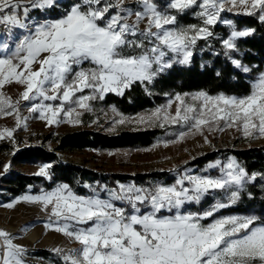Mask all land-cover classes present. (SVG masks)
I'll list each match as a JSON object with an SVG mask.
<instances>
[{
    "label": "snow or ice",
    "instance_id": "1",
    "mask_svg": "<svg viewBox=\"0 0 264 264\" xmlns=\"http://www.w3.org/2000/svg\"><path fill=\"white\" fill-rule=\"evenodd\" d=\"M234 9L237 14H259L264 21V0H169L164 9L155 0H136L134 7L125 0H73L70 5L61 0H0V116L15 114L17 128H26L29 117L21 116L19 108L23 100L48 126H77L83 122L80 110H93L90 101L108 93L122 96L134 84L147 90L173 64H190L197 42L213 37L218 23L232 29L222 41L225 55L238 51L236 40L255 30H237L222 17ZM169 10L192 11L201 24L182 26ZM232 63L251 71L238 59ZM13 82L24 86L15 103L2 92ZM112 112L114 125L134 121L186 129L173 134L177 139L165 147L197 133L210 143L205 131L225 128H235L245 138H264V73L246 96L176 94L165 106L135 118L114 107ZM14 131L4 128L0 140L14 141ZM50 167L43 165L37 174L50 178ZM209 169H218L220 175L185 171L171 185H119L105 189L107 199L94 188V195H77L67 184L21 199L46 211L51 205L46 226L80 245L52 249L62 264H264V220L255 215L215 218L240 199L258 174L249 175L234 157L210 163L203 171ZM217 193L227 202L217 201L203 212L187 210L186 205ZM209 218L211 222L203 223ZM15 239L0 229V264H27V249Z\"/></svg>",
    "mask_w": 264,
    "mask_h": 264
},
{
    "label": "trees",
    "instance_id": "2",
    "mask_svg": "<svg viewBox=\"0 0 264 264\" xmlns=\"http://www.w3.org/2000/svg\"><path fill=\"white\" fill-rule=\"evenodd\" d=\"M155 2L164 9L169 0H155ZM173 14L176 13L173 11ZM176 15L179 24L184 26L200 22L192 11ZM228 16L237 30H255L252 35L236 40L238 51L225 55L226 50L222 41L230 36L232 29L228 25L218 23L212 28L213 37L207 41L197 42L190 64H173L172 68L159 74L147 86V90L143 85L134 84L130 89L125 90L124 95L108 93L103 99L93 100L92 106L95 110L114 107L124 115H132L162 106L170 96L175 94L206 92L212 95L225 94L240 97L248 95L252 82L259 73L264 71V21L259 20V14L248 16L228 13ZM229 57L240 60L251 71L243 72L232 63ZM94 116V113L89 111L82 114L85 123L92 122ZM164 132V129L158 126L142 129L121 128L114 131L82 128L57 134L49 132L39 137L40 142L25 145L16 150L10 142L0 141V153L10 152L11 166L51 165L50 178L30 170L21 171L14 168L2 174L0 197L10 199L26 192L40 193L60 184L69 185L79 195H91L93 188L104 195L105 189H117L120 183L127 181H133L141 187H150L157 181L172 183L176 180L173 174L139 172L131 175L107 171L63 159L60 155V153L78 150L112 151L148 148L153 146ZM229 155H233L249 175L253 173L258 175L255 181L245 185L240 193V199L235 204L220 209L216 214L255 215L264 220V179H261V175H264V144L217 148L197 155L189 164L201 169L209 161L226 158ZM208 203H211L210 197L207 201H201L200 204H192V210L202 212ZM43 252L45 256H48L47 251L43 250Z\"/></svg>",
    "mask_w": 264,
    "mask_h": 264
},
{
    "label": "rangeland",
    "instance_id": "3",
    "mask_svg": "<svg viewBox=\"0 0 264 264\" xmlns=\"http://www.w3.org/2000/svg\"><path fill=\"white\" fill-rule=\"evenodd\" d=\"M65 1L68 3L73 2V0H61V3ZM125 4L134 7L136 4V0H125ZM225 7L227 8L228 4H225ZM238 11H239L238 9H234L232 12H223L221 13V15L225 20L231 21V19L228 16V13H238ZM134 19L135 17L132 18V20ZM129 22L131 23L132 21L130 20ZM200 24L201 21L199 22V24L197 23L195 25H200ZM223 25H227V24H223ZM140 27L143 28L145 27V25L141 24ZM87 66L88 65H85V67ZM36 67H38V65ZM261 73H264V71ZM261 73H259L256 76L254 81L259 77ZM23 91H24V86L15 82L10 84H5L2 89L4 95L6 97H9L13 103H15L17 100H20V96ZM195 93H199V92H192L187 94H195ZM175 95L170 96L164 105L158 107H163L166 104H168L170 99H174ZM208 95L217 96L219 94H213V95L208 94ZM228 96H235V95H228ZM91 102L92 101H90V103ZM27 104L28 102L20 100L19 108H20L21 116L29 117L27 120L26 128L24 127L17 128L15 114L0 116V131H2L4 128L15 129L13 133L15 138L14 141L9 138L3 139L5 141L10 142L14 150L25 145L40 142L39 137L49 132L57 134L61 132L77 130L82 128H98V129H104L105 131H114L121 128L142 129L146 127L155 126V125L149 126L147 124H137L134 121L125 123L123 125H114L112 123L114 117V113L112 112L113 107L99 108L95 110L93 106H92L93 110L89 111V113H94L95 115L92 122L85 123L81 116L80 118L83 122L77 126H72L66 123H61L59 126L56 125L48 126L46 124V121L37 118V114L30 113L28 111ZM152 110L144 111L132 115L123 114V116L129 118H135L140 115L147 114ZM175 110H176V104L173 103L171 112L174 114ZM80 111H82L83 113L85 112L84 110H80ZM162 128L165 131L164 134L157 139V141L154 143L153 146L148 148L120 149V150H112V151L78 150L74 152L60 153V155L63 159L84 163L87 166L94 168L97 167L107 171H118L131 175L139 172H162V173H166L167 175L173 174L176 176L177 179L179 174H182L185 171H190L192 174L205 175L210 173L213 176H218L220 175L218 169H209L208 173H205L203 170L207 168V166L210 163H213L217 160L226 163L229 158L234 157L233 155H229L226 158H218L214 161H209L201 169H198L197 167L189 164V162L197 155L210 152L217 148H228L233 146L246 147L251 145L264 144V138H253V137L245 138L242 135V133L237 131L235 128H225L223 131H212V132L205 131L204 135L208 137L210 143H206L204 137L197 133L195 135L190 134L182 142L178 141L176 143H168V146L165 147L164 144L166 142L177 139V136L173 134H178L180 131L186 129H182L179 125H170V126L166 125L165 127ZM9 153L10 152L0 153V160H1L0 176L2 174L11 171L13 168L21 171L30 170L34 173H38L40 168L43 165H46V164H36V165L18 164L15 166H11ZM5 165H10L7 172L4 171ZM174 182L164 183L162 181H157L154 185H158V184L171 185ZM132 184H134L133 181H127L120 183L119 185L127 186ZM154 185L144 188H151ZM136 186L141 187L139 185ZM56 187H54L51 190L42 191L40 193L26 192L24 194H21L19 196L10 199H5V197H0V229H3L11 233L16 238L14 240V243L23 245L27 249V254H26L27 264H62L61 260L59 259V257L55 255L52 249L57 247L63 249H72V248L80 247L78 243L72 241L63 234L54 231L53 229H49L46 226L50 222L49 218H50L51 205L49 206V210L46 211L44 210L41 204L29 203L21 199L25 195H40L43 192L52 191ZM1 191L2 190L0 189V193ZM96 193H98L101 198L104 199L108 198L107 191L104 195L97 191ZM91 195H94V193ZM91 195H80V196H91ZM209 197L211 199V203H208L206 207H204L203 211L211 209L212 206L215 203H217V201L227 202V198L223 193H217ZM207 199L208 197H205L202 201H207ZM116 203L118 206L127 207V205H124L119 201H117ZM9 204L13 205V207H8ZM186 208L189 211L195 212L194 210H192V204L186 205ZM216 213H215V218L227 217V216H249V215H243L237 213H232V214H216ZM212 219L213 218H209L208 220L203 221V223L207 224L211 222ZM31 232L34 233V235L36 236L35 240L28 235V233ZM43 250L48 252V256H45ZM39 251L42 252L39 253Z\"/></svg>",
    "mask_w": 264,
    "mask_h": 264
},
{
    "label": "bare ground",
    "instance_id": "4",
    "mask_svg": "<svg viewBox=\"0 0 264 264\" xmlns=\"http://www.w3.org/2000/svg\"><path fill=\"white\" fill-rule=\"evenodd\" d=\"M28 235H29L30 237H32V238L35 240V237H36V236L34 235V233L31 232V233H28Z\"/></svg>",
    "mask_w": 264,
    "mask_h": 264
},
{
    "label": "crops",
    "instance_id": "5",
    "mask_svg": "<svg viewBox=\"0 0 264 264\" xmlns=\"http://www.w3.org/2000/svg\"><path fill=\"white\" fill-rule=\"evenodd\" d=\"M62 4H68V5H70L71 3H68V2L65 1V2H62ZM61 10H62V9H61Z\"/></svg>",
    "mask_w": 264,
    "mask_h": 264
}]
</instances>
